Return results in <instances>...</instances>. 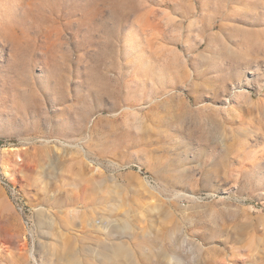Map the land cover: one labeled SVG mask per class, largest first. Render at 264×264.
<instances>
[{"label":"rangeland","instance_id":"374dc122","mask_svg":"<svg viewBox=\"0 0 264 264\" xmlns=\"http://www.w3.org/2000/svg\"><path fill=\"white\" fill-rule=\"evenodd\" d=\"M0 264H264V0H0Z\"/></svg>","mask_w":264,"mask_h":264}]
</instances>
